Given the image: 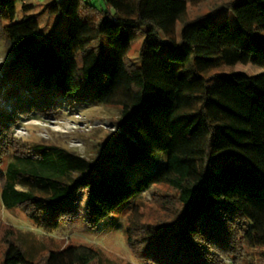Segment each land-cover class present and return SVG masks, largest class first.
<instances>
[{
  "label": "trees",
  "instance_id": "1",
  "mask_svg": "<svg viewBox=\"0 0 264 264\" xmlns=\"http://www.w3.org/2000/svg\"><path fill=\"white\" fill-rule=\"evenodd\" d=\"M103 2L105 10L84 0L49 2L45 12L65 19L62 39L56 28L37 36L26 0H0L13 55L2 74L9 110H0V166L11 149L0 171L3 208L21 209L45 232L75 217L94 230L163 184L172 192L169 210L126 229L144 264H220L244 245L264 249V73L212 74L249 62L264 67V0H230L188 21L182 0ZM222 10L234 27L214 19ZM147 30L135 67L127 53ZM89 89L95 104L120 108L118 132L92 160L56 145L14 142L20 117H55L64 109L57 99L84 105ZM134 165L144 171L130 183ZM20 234L4 231L0 264H90L98 255L67 246L36 260Z\"/></svg>",
  "mask_w": 264,
  "mask_h": 264
},
{
  "label": "rangeland",
  "instance_id": "2",
  "mask_svg": "<svg viewBox=\"0 0 264 264\" xmlns=\"http://www.w3.org/2000/svg\"><path fill=\"white\" fill-rule=\"evenodd\" d=\"M61 0H26L33 9L28 14H36L39 29L37 36L42 38L51 28H56L61 38L66 37L65 19L60 14L48 15L45 6L49 2ZM97 10L106 9L103 0H84ZM186 2L187 10L184 20H192L197 16L209 14L216 6L226 4L230 0H182ZM23 13L21 4L16 5V19H20ZM215 20L226 19L231 28L236 22L232 13L222 10L213 13ZM3 22H0V110H9L7 101L3 98L5 85L3 72L5 66L13 59V55L7 48L2 32ZM182 24H176V39ZM137 34L131 43L127 57L135 66L140 65L139 53L145 33ZM214 73L232 74L242 73L247 76H256L264 73V67L251 64H237L223 66L212 71ZM210 80L208 84L214 85ZM93 90L89 89L84 95L86 104H80L76 98L74 101L69 96L57 99L64 109L55 117H20L11 129V137L21 146H33L36 144L56 145L74 151L82 157L92 160L100 145L118 132L116 121L119 118L120 108L113 105H99L92 101ZM10 148L2 157L0 171L3 172L10 156ZM190 154V150L188 151ZM141 166L134 165L129 174V182L132 183L140 177L144 170ZM172 192L163 184L152 186L139 198L129 201L119 208L111 217L91 229L79 217L67 218L61 221L60 226L51 232H45L36 228L26 218L21 209L5 210L0 201V251L3 249L2 236L7 228L21 232L20 236L26 242L27 247L35 253L36 260L47 255L50 250H60L67 246H86L95 250L98 255L90 264H144L137 258L126 242V229L134 224L141 226L144 223H153L164 212L168 211ZM1 261V254H0ZM220 264H264V249L241 247L234 257L220 258Z\"/></svg>",
  "mask_w": 264,
  "mask_h": 264
}]
</instances>
